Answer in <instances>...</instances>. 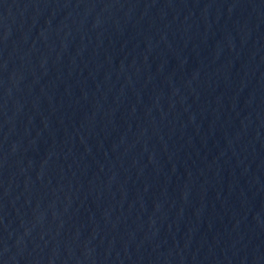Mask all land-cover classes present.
I'll return each instance as SVG.
<instances>
[{
  "label": "water",
  "instance_id": "95a60500",
  "mask_svg": "<svg viewBox=\"0 0 264 264\" xmlns=\"http://www.w3.org/2000/svg\"><path fill=\"white\" fill-rule=\"evenodd\" d=\"M0 264H264V0H0Z\"/></svg>",
  "mask_w": 264,
  "mask_h": 264
}]
</instances>
